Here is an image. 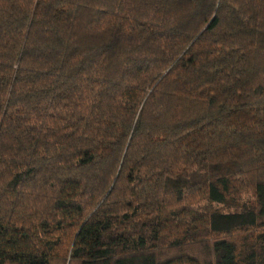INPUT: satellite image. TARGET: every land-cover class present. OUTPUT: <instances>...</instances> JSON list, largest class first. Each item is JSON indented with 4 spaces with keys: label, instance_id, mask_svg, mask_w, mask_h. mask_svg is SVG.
<instances>
[{
    "label": "trees",
    "instance_id": "trees-1",
    "mask_svg": "<svg viewBox=\"0 0 264 264\" xmlns=\"http://www.w3.org/2000/svg\"><path fill=\"white\" fill-rule=\"evenodd\" d=\"M0 264H264V0H0Z\"/></svg>",
    "mask_w": 264,
    "mask_h": 264
}]
</instances>
